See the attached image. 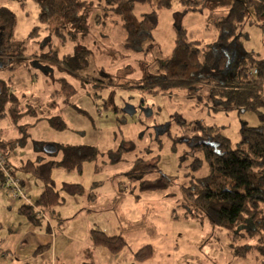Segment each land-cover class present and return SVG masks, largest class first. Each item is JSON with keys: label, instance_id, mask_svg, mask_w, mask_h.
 <instances>
[{"label": "rangeland", "instance_id": "1", "mask_svg": "<svg viewBox=\"0 0 264 264\" xmlns=\"http://www.w3.org/2000/svg\"><path fill=\"white\" fill-rule=\"evenodd\" d=\"M87 1L89 5L81 12L85 16L80 26H66L59 33L58 21L40 20L35 0H0V6L9 7L17 18L15 42L9 50L19 56L23 52L28 58L17 67L0 71V92L14 91L19 96V105L13 107L28 112L0 117V139L8 145L5 153L19 167L39 155L62 159V149L53 155L45 152L47 143L95 146L98 157L83 160L80 168L70 171L54 168L55 188L64 200L56 206L58 218L49 215L42 221L46 225L47 220L51 221L59 233L82 242L89 239L93 228L104 229L109 235H122L127 242L120 250H114L91 239L88 246L77 241L67 251L73 256L69 263L264 264L261 250L237 256L232 248L233 236L225 228L199 221L180 206L184 201L182 185L193 176L210 173L204 148L198 145L206 130L198 127H219L235 146L241 140L243 123L264 125V105L259 109L262 114L253 110L240 113L237 109H215L209 100L214 84L206 82L158 92L123 85L158 73L159 63L171 55L176 44L175 22L186 29L188 40H200L197 45L202 46L219 39L222 34L219 21L229 8L193 11L186 10L179 0H172L169 7L158 9L155 43L150 42V48L144 45L142 51H127L124 23L113 6L107 0ZM135 10L141 15L153 8L150 3L138 1ZM254 19L250 15L236 32L239 47H235L234 56L230 53L232 65H237L248 53L251 56L247 64L264 59V22ZM20 42L25 46L22 51ZM85 50L89 62L84 65L80 57ZM9 58L13 57L0 56V65L7 64ZM69 63L81 65L77 69L80 79L70 74ZM142 99L145 108L153 110L151 116L139 111L130 116L123 111L125 102L137 106ZM58 116L65 126H59ZM121 147L129 151H123L119 160L116 151ZM197 157L203 161L201 167L194 169ZM161 172L174 179L172 186L141 190L140 177L154 180ZM18 173L28 181L29 200L35 204L43 190L42 183L31 174ZM66 183H79L84 192L70 194L65 189ZM24 203H27L24 199L13 200L8 188L0 186V220L4 225L18 229L22 222L28 221L20 211ZM6 236L0 224L1 246L4 244L1 239ZM262 239L264 228L252 239L241 238L237 244H254ZM149 246L153 255L139 260L136 253ZM87 254L90 261L85 259Z\"/></svg>", "mask_w": 264, "mask_h": 264}, {"label": "trees", "instance_id": "2", "mask_svg": "<svg viewBox=\"0 0 264 264\" xmlns=\"http://www.w3.org/2000/svg\"><path fill=\"white\" fill-rule=\"evenodd\" d=\"M107 1L123 20L127 34L124 48L127 51H142L144 45L150 48L149 43L153 41L155 43L153 32L159 22L158 9L169 7L172 0ZM138 1L150 3L153 10L137 15L135 6ZM179 1L186 10L193 11L204 8L215 11L221 7H228V13L219 21V26L222 28L219 39L216 42L198 46L197 44L201 41L188 40L186 29L175 22L176 44L171 55L159 63L158 73L123 85L126 88H137L144 92H155L156 90L158 92V89L187 88L201 82L213 83L209 91V100L213 101L215 109H237L240 113L253 110L262 114L259 109L264 105V59L254 60L251 64H247L251 56L248 53L240 58L237 65H232L230 53L233 54L235 47H239L236 32L246 18L253 15L255 22H264V0ZM35 2L40 10V20L42 22L58 21L57 31L59 33L61 28L66 26H80L85 16L81 12L89 5L87 0H35ZM16 22L15 12L7 6H0V26L4 27L8 33V42L3 47L4 53L1 55L13 57L9 58L10 61L7 64L0 65V71L28 60L23 52H20L19 56L9 50L15 42L13 38ZM19 45L21 51L25 49L24 43L20 42ZM83 53L86 55H82L80 60L85 65L89 62L86 59L87 50ZM69 58L70 56L65 57L64 60L67 61ZM69 64L72 67L70 74L80 79L77 69L81 68V65ZM0 93V117L8 113L12 116L28 113L26 110L19 109L18 111L13 107L19 105L17 102L19 96L14 91L5 89ZM57 119H59L60 127L65 126L61 116ZM198 128L206 130L198 145L204 148L210 173L202 177L193 176L182 185L184 201L180 206L186 210L187 215L199 221H207L225 228L233 236L232 248L237 256H246L257 250L264 253V239L254 244H237L241 238L252 239L260 228H264V125L251 126L246 122L243 123L241 140L235 146L231 139L220 132L219 127L205 128L201 125ZM55 145L57 151L58 149L63 150L62 159H46L45 155H39L36 160L29 159L17 167L14 166L8 153H5L4 149H7L8 145L0 139V152L8 156L6 163L8 170L20 179V185L27 191L28 200L26 180L22 177V173L18 172L31 174L43 185V190L35 204L24 199L27 203L20 207V211L33 223H40L49 215L59 217V210L56 206L63 202L64 197L55 188V180L52 177L54 168L63 167L69 171L80 168L83 160L96 159L99 154V150L92 145ZM123 151L129 150L123 147L117 149L119 156L116 158L121 160ZM47 154L53 155L54 153ZM201 161L203 159L197 157L193 168L201 167ZM4 184V172L0 167V186L3 187ZM173 184L174 179L164 173L154 180L140 177V188L143 191L166 189ZM65 189L73 195L84 192L83 185L79 183H66ZM19 199L23 198L13 197V200ZM90 239L95 244H104L114 250H120L127 243L122 235H109L106 230L95 228L90 232ZM146 249L143 248L136 253L139 260H146L153 255V248L149 246L147 251Z\"/></svg>", "mask_w": 264, "mask_h": 264}, {"label": "crops", "instance_id": "3", "mask_svg": "<svg viewBox=\"0 0 264 264\" xmlns=\"http://www.w3.org/2000/svg\"><path fill=\"white\" fill-rule=\"evenodd\" d=\"M17 66L18 64H15L13 67ZM26 183L28 186L27 180ZM42 220L40 223H33L30 220L22 222L18 229L12 226L8 228L9 224L4 225L3 220H0L1 228L7 232L6 238L1 239V243L5 245H0V264H70L73 256L68 255L67 251L78 240L62 232L60 234L51 221L47 220L46 225ZM89 240L90 237L85 242L80 240L78 242L88 246ZM81 252L82 249L77 254L80 255ZM85 259L90 261V254H87ZM80 264L88 263L82 261Z\"/></svg>", "mask_w": 264, "mask_h": 264}, {"label": "built area", "instance_id": "4", "mask_svg": "<svg viewBox=\"0 0 264 264\" xmlns=\"http://www.w3.org/2000/svg\"><path fill=\"white\" fill-rule=\"evenodd\" d=\"M7 158L8 156L4 152H0V167L4 172V186H6L9 192L13 195L14 198H23L27 202L28 200L26 190L23 186L20 185V179L12 174L7 167ZM30 203V202H29Z\"/></svg>", "mask_w": 264, "mask_h": 264}, {"label": "water", "instance_id": "5", "mask_svg": "<svg viewBox=\"0 0 264 264\" xmlns=\"http://www.w3.org/2000/svg\"><path fill=\"white\" fill-rule=\"evenodd\" d=\"M144 102V99H142L141 104H140V108L141 110H143L146 114L147 117L151 116L153 113V110L150 108H145L142 106V103ZM123 111L127 114H129L130 116H134L137 113V107L130 102H126L125 106L123 107ZM45 152L47 153H55L57 151V146L55 144L52 143H47L44 147Z\"/></svg>", "mask_w": 264, "mask_h": 264}, {"label": "flooded vegetation", "instance_id": "6", "mask_svg": "<svg viewBox=\"0 0 264 264\" xmlns=\"http://www.w3.org/2000/svg\"><path fill=\"white\" fill-rule=\"evenodd\" d=\"M5 33H6V31H5V28L4 27H2V26H0V56H1V58L3 57V55H1V54H3L4 53V50H3V47H4V45H5V40H4V36H5ZM233 56L235 55V52L232 54ZM233 56L231 57V62H232V60H233ZM126 103V102H125ZM144 103V102H143ZM142 103V106L143 107H145V105ZM138 105L136 106L137 107V112L139 111V112H143L144 113V111L143 110H141V108H140V104H141V102L139 103H137ZM140 109V110H139ZM137 114V113H136ZM135 114V115H136ZM134 115V116H135ZM159 130H161V128L159 129Z\"/></svg>", "mask_w": 264, "mask_h": 264}]
</instances>
